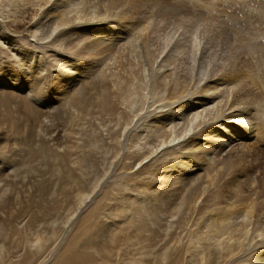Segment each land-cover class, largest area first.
<instances>
[{"label": "rangeland", "instance_id": "1", "mask_svg": "<svg viewBox=\"0 0 264 264\" xmlns=\"http://www.w3.org/2000/svg\"><path fill=\"white\" fill-rule=\"evenodd\" d=\"M34 1L40 2V0H0V18L7 6L14 11L15 2L19 7H25V11L17 12L16 15L8 13L12 16L10 18L12 20H6L9 28L5 31L16 34L29 49L37 53L41 52L39 55L46 59L51 75L55 66L50 58V50L41 41L34 40L32 35L35 20L38 21L39 16L37 15L39 12L33 11L36 8L32 5ZM41 1L42 5L46 2V0ZM97 1L99 0L94 2ZM185 1L187 5L193 6L198 0L181 2L186 5ZM199 1L212 2V0ZM214 1H230L242 10L237 13L228 8L230 10H227V13L230 15H222L218 18V21L225 23L229 40L227 38L224 40V36H221L218 40H213L211 47L214 49L213 53L207 50L203 53L206 58L205 62L203 61L204 69H210L209 76L220 77L216 74L218 68L224 66L222 68L228 69L236 64L239 68L245 69L248 59L252 57L248 54V50L243 48L239 35L246 39L244 43L247 46L256 48V51L259 48L264 52V0ZM162 2L164 6L175 4V0H162ZM81 10L88 11L87 5L81 4V0H70L65 7L66 13L72 16H77ZM142 23L143 21L135 19L137 27L132 30L138 31L140 29L138 26L143 25ZM179 25H167L168 27H159L157 30L152 28V31L161 35L158 40L160 44L169 36H174L171 34L172 31H176L179 38L185 36L181 41L183 46L176 56L178 63H174V67L169 65L175 72L184 71L181 59L186 60V56H191L188 40L195 32H191L192 26L188 23ZM132 30L129 29L130 34L122 31L126 37L123 36L124 40L121 43L130 39ZM236 30L239 35L235 33ZM231 38H235L241 47L232 44ZM68 40L70 39H65L66 45L71 43V40L70 42ZM158 42L150 44V47L160 45L157 44ZM172 45L170 49L173 48ZM61 48L57 47L59 51L53 49L52 53L61 52ZM62 51L64 55L67 54L65 52L67 50L62 48ZM226 53H229L228 55L232 53L235 59H238L232 60L230 56H226ZM144 57L148 61L145 55ZM16 59L18 58L15 53L0 42V73L7 60H11L10 64H13V60ZM186 61L190 64L189 59ZM79 62L72 59L75 67H82ZM19 64V62L14 64L17 69ZM198 68L197 71L200 72L201 68ZM225 69L222 71H226ZM50 79L51 76L47 79L49 83ZM82 82L83 80L79 83ZM17 85L10 87L0 84V244L5 242L6 245L5 258L2 260L0 257V264H19L20 259L28 254L36 258L35 264H71V262L73 264H203L202 258L206 257L207 253H212L215 239L221 237L220 235L223 238L229 235L232 228L227 226L234 218L229 212L231 208L238 210V216L241 211L248 209L251 201L256 203L257 208L264 207V203L261 202H264V129L261 128L259 117L261 110H264L262 100L255 101L252 98L248 101V105H245L254 108L250 120L258 128L257 132H254L252 138L241 139V143L232 148L233 150H229L228 155H225L226 153L223 156L216 155L215 161H219L217 164L214 165L205 159L207 146L205 149L203 147V154L190 155L191 166L187 159H183L178 153L179 146L178 148L171 146L164 152L145 159L141 165H133L132 160L137 148L133 145L130 148L126 147L123 143L125 139L120 144L114 134L119 112L122 111L124 119L126 118L123 110L127 102L124 98L107 99L105 102L107 111H102L95 104L93 96H90L91 100L87 107L79 112L75 110L73 113L66 106L67 101H64L62 96L55 97L53 101L55 106L48 105L51 108H47L45 104L37 103L34 95L27 96V92L20 90ZM75 91L76 89H73V92ZM191 92L193 89L188 86L184 96ZM8 94L14 97L7 99ZM165 98L166 96L160 95V92H157L154 98L148 96L149 104H146L144 111L148 110V106H150L149 110H152L166 104ZM32 105L41 107L39 109L43 112L39 117L32 116L31 111H28ZM90 105L95 106L92 109L89 108ZM123 127L122 123L117 128L119 133L120 128ZM141 127L136 126L130 133L138 134ZM241 130H243L241 127L238 130L235 128V132H238L237 136L241 134ZM146 132L144 135L140 134L143 143L149 142L147 144L152 145V148L160 143L152 140V136L149 137V132L147 130ZM206 142L207 140L202 144ZM217 145L218 142L215 141L211 151H215ZM170 163L176 164L174 168L178 170L174 168L172 170V176L177 178L175 181H171L166 172V165ZM167 175L168 178H165ZM232 180L236 181V187ZM228 181H230L229 185H227ZM213 182L215 183L210 191L219 188L220 196L212 199L213 193L209 194L210 199L208 198L198 208L194 224L180 223L186 212L185 206H181L182 202L185 201L186 204L197 188L201 190L205 185ZM241 194L243 196L239 197ZM78 199H84L85 202L81 205ZM231 201L232 205L226 210L227 212L216 210ZM180 207L182 208L177 210ZM260 214L264 216L263 208ZM211 216L215 225L211 223ZM169 220H173L172 225ZM178 225L180 228L177 227ZM250 238H253L251 246L256 242H259L260 246L264 245V238L259 236L258 231L253 232ZM201 245L205 252L197 254L198 249L203 251ZM246 252H240L237 257L235 256L236 261H226V264H248L242 256ZM162 254H166L168 258L163 259ZM68 257L69 261H67Z\"/></svg>", "mask_w": 264, "mask_h": 264}, {"label": "bare ground", "instance_id": "2", "mask_svg": "<svg viewBox=\"0 0 264 264\" xmlns=\"http://www.w3.org/2000/svg\"><path fill=\"white\" fill-rule=\"evenodd\" d=\"M69 1L46 0L44 5L41 4V0L40 2L38 1L39 3L36 1H34L35 4H33L34 2L32 3L33 7H36L33 11L39 12L37 14L39 15L38 21L35 20V25L33 24L32 35L34 40L41 41L50 50V58L55 66V70L51 71V75L49 74L50 69L46 59L40 56L41 52L37 53L29 49L17 38L16 34L5 31L6 28H9L6 20H12L10 19L12 16L9 14L13 13L11 15H16L17 12H23L25 7H19L15 2L13 3L14 11L9 6L4 9L5 11H2L0 42L7 45L18 59L13 60V64H10L11 60H7L4 63L3 71L0 73V84L10 87L18 84L17 87L22 91H26L27 96L34 95L36 97L34 100L37 103L45 104L47 108L55 106L53 102L55 97L61 98L62 96L64 101H67L66 106L73 113L75 110L78 112L79 110H84L92 96L95 104L102 111H107L105 105L107 99L120 100L121 98L119 99V97L124 98L127 102L123 110L126 113V118L124 119L123 112L120 111L114 134L116 141L120 142V144L125 139L123 143L126 147L130 148L133 145L134 148H137L132 160L133 165H141L145 159L164 152L171 146L177 148L179 146L182 151L179 149L178 153L183 156V159H187L188 163L191 154H203V147L205 149L207 146L208 149L204 153L205 159L215 165V163L219 162L215 161L218 155L223 156L225 153V155H228V151L233 150L232 148L241 143V139L252 138L254 132H257L258 128L250 120L253 116L252 113L254 114V108L251 109V107L245 105H248V101L252 98L255 101L262 100L264 102V52L259 48L256 51V48L247 46L244 43L246 39L241 37L238 30H236L235 33L239 35L243 48L248 50V54L252 56L248 59L245 69H243L244 67L239 68L236 64H233L228 69L227 67L226 69L222 68L224 67L222 66L216 72L220 77H211V75L209 76L210 69H204L205 65L203 66L204 59H206L203 55L204 50L214 51V49H211L214 43L213 40H218L221 36H224V40L229 38L225 23L220 20L219 22L218 18L222 15H230V13H227V10L230 9L239 13L241 9L237 4L230 1L212 0V2L208 1L209 3H202L199 0H194L197 2H194L195 5L193 3L191 4L193 6H190L185 1V4L190 6L189 8L183 4L184 1L181 2L182 0H175V4L171 6H164L162 0H99L97 2H94L95 0H81V4L87 5L88 11L81 10L80 14L72 16L65 11ZM74 3L76 2L74 1ZM24 6L26 5L24 4ZM198 6L200 8H197ZM58 18L61 20L57 21ZM135 19L143 21V25L138 26V28L140 27L138 31H136L137 29L135 31L132 30L138 24H135ZM184 22L192 26L191 32L195 31L188 40L189 50L192 51L190 52L191 56H186V60L189 59L191 65L187 63L185 58H182L181 62L184 71H176L178 72L176 73L170 66L178 63L176 56L183 46L181 41L185 36L179 35V38L176 31H172L171 34L174 36H169L164 43L160 44L158 40L161 35L156 34V31H152V28L157 30L159 27L175 26ZM129 29L133 31H131L132 36L121 43L125 35L122 31L130 34ZM65 39H70L73 44L66 45L65 42L67 41ZM70 40L68 41L70 42ZM156 42L160 45L150 47V44H155ZM231 43L241 47L235 38ZM171 45L173 46L172 49H170ZM57 47L67 50L65 51L67 54H63L62 48L60 49L62 53L56 52L53 54L52 50H56ZM56 51L59 50L57 49ZM228 54L226 53V56H230L232 60L235 59L232 53ZM67 55H76L74 57L78 59L69 58ZM144 55L148 61H146ZM72 59L80 61L79 64H82V67L73 66ZM15 62L20 63L19 69L15 67ZM197 67H199L198 69L201 68L200 72L199 70L197 71ZM209 67L211 66L209 65ZM183 68L178 69L182 70ZM223 69L226 71H222ZM19 71L20 73H18ZM49 76H51L50 83L47 81ZM81 80L83 82L79 83ZM171 83H173L172 86ZM188 86L192 87L193 92L184 96ZM73 89H76V91L73 92ZM72 92L73 94L71 95ZM157 92H160V95L163 94L164 97L166 96V104L159 105L152 110H149L150 106H148V110L145 112L148 96L154 98ZM13 97L12 94L7 95V99H12ZM20 100L23 102L21 98ZM110 101L112 100L110 99ZM93 106L95 105H90L89 108L93 109ZM39 108L41 107L32 105L28 108V111H31L32 116L39 117L43 112ZM261 111L262 113L259 117L261 118V128L263 130L264 110ZM149 119L151 120L149 121ZM122 123L124 127L123 129L120 128L121 132L119 133L117 128ZM136 126H142V129L138 134L134 133V135L130 131ZM239 127L243 130L237 136L238 132H235V128L238 130ZM146 130L149 132V137L152 136V140L160 142L153 148L152 145L148 146L147 143L149 142L145 141L143 143V139L140 137V134L144 135L147 133ZM205 140L207 142L202 144ZM215 141L218 142V145L215 151H211V146ZM189 165L191 166L190 163ZM175 166L176 164L174 163L166 165V172H168L171 181L177 179L172 176V170ZM186 168L189 169L190 167L186 166ZM168 175L165 178H168ZM230 181L227 182V185H229ZM214 183L205 185L201 190L197 188L187 202L189 204H185V201L182 202L181 206H185L186 212L180 223L194 224L198 208L203 202L207 201L209 194L213 193L212 199L220 196L219 188L213 192L210 191ZM233 183L236 187V181H233ZM241 196L243 194L239 197ZM239 197L238 199L241 201ZM79 202L82 205L85 201L83 199ZM261 202L264 203L263 201ZM231 205L232 201L223 207H218L216 210L225 212ZM259 207L257 208L256 203L251 201L248 209L241 211L238 216V210L234 208L229 210L230 215L234 216V218L229 221L227 227L232 229L229 231L228 228L227 231L230 233L228 236L225 235L226 237L224 238L219 234L221 237L215 239L214 249H211L212 253L208 251L209 253H207L206 257L202 255L203 264H226V261H236L237 258L235 256L237 257L242 251H247L242 256L247 260L248 264H264V245L260 246L259 242H256L251 246V239L253 238H250L253 232L256 231H258L259 236L264 238V219L262 218L264 216L260 214L261 209H264V207ZM77 215L75 218H77ZM212 219L211 216V223L214 224L215 222ZM169 223L172 225L173 220H169ZM177 227L180 228V225ZM254 227H256L255 230H253ZM251 231L252 234L250 235ZM201 249L203 250L202 252L196 248L197 254L205 252L203 246ZM5 250V242H1L0 257L2 260L5 258ZM32 254L36 255V253ZM161 256L163 259L167 257L166 254ZM33 258L35 257L29 256V254L23 256L19 264H35L36 258ZM69 259L68 257L67 261Z\"/></svg>", "mask_w": 264, "mask_h": 264}]
</instances>
